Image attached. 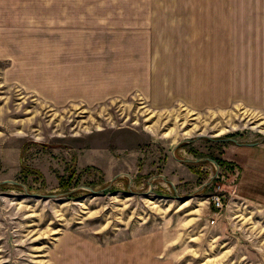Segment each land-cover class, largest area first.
Returning a JSON list of instances; mask_svg holds the SVG:
<instances>
[{
    "label": "rangeland",
    "instance_id": "1",
    "mask_svg": "<svg viewBox=\"0 0 264 264\" xmlns=\"http://www.w3.org/2000/svg\"><path fill=\"white\" fill-rule=\"evenodd\" d=\"M34 96L0 83V264H264V207L216 163L264 143V109Z\"/></svg>",
    "mask_w": 264,
    "mask_h": 264
},
{
    "label": "crops",
    "instance_id": "2",
    "mask_svg": "<svg viewBox=\"0 0 264 264\" xmlns=\"http://www.w3.org/2000/svg\"><path fill=\"white\" fill-rule=\"evenodd\" d=\"M0 83L57 106L264 109V0H0ZM233 195L264 207V143L230 140Z\"/></svg>",
    "mask_w": 264,
    "mask_h": 264
},
{
    "label": "built area",
    "instance_id": "3",
    "mask_svg": "<svg viewBox=\"0 0 264 264\" xmlns=\"http://www.w3.org/2000/svg\"><path fill=\"white\" fill-rule=\"evenodd\" d=\"M235 172H236V171H235ZM216 179H217V180L219 179L218 175L216 176ZM212 186H213V185H212ZM214 186H215V188H214L215 192H216V191H217V192H221V191H222L220 185L215 184ZM212 199H213V202H214V205H215L216 209H217L218 211H220V210L223 208V204H222V202H221L219 196L215 194V195H213ZM213 223H214V222H212V224H213Z\"/></svg>",
    "mask_w": 264,
    "mask_h": 264
},
{
    "label": "trees",
    "instance_id": "4",
    "mask_svg": "<svg viewBox=\"0 0 264 264\" xmlns=\"http://www.w3.org/2000/svg\"><path fill=\"white\" fill-rule=\"evenodd\" d=\"M216 163L220 166H226L227 168H228V163H226V162H224V161H222V160H216Z\"/></svg>",
    "mask_w": 264,
    "mask_h": 264
},
{
    "label": "water",
    "instance_id": "5",
    "mask_svg": "<svg viewBox=\"0 0 264 264\" xmlns=\"http://www.w3.org/2000/svg\"><path fill=\"white\" fill-rule=\"evenodd\" d=\"M10 183H14V182H10ZM36 199H45L47 198V196H40V195H35L34 196ZM187 200V199H186Z\"/></svg>",
    "mask_w": 264,
    "mask_h": 264
}]
</instances>
